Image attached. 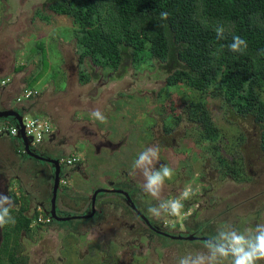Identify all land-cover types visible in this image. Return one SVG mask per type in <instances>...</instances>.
Here are the masks:
<instances>
[{"label": "rangeland", "instance_id": "374dc122", "mask_svg": "<svg viewBox=\"0 0 264 264\" xmlns=\"http://www.w3.org/2000/svg\"><path fill=\"white\" fill-rule=\"evenodd\" d=\"M53 1L0 0V63L3 62V66L10 70L4 77L11 79V84L0 91V97L7 104L11 99L13 104L25 89L35 88L38 93L16 103L27 105L28 117L47 118L50 125L52 122L53 131L67 130L66 138L71 141L72 152L87 162L88 178L70 175L66 179L67 189H79L81 193L79 206L86 207L92 191L107 185L104 181L107 178L115 180L117 185L133 188L134 201L144 200L147 207L157 205L159 201L141 193L143 177L133 169L134 160L143 150L157 146L159 161L156 167L167 165L174 170L173 178L165 180L161 198H181V193L188 187L193 194L186 200L181 198L184 205L181 216H150L153 221L161 220L163 226H169L173 233L188 231L191 226V229L196 228L209 237L216 236L217 241L222 239L221 233L227 234L231 230L239 234L257 224H264V148L260 126L253 117L238 114L224 101L221 93H215V88L199 91L182 81L166 83L172 69L165 60L133 62L124 58L115 68L91 67L86 63L87 58H78L81 49L77 46L71 18L49 9ZM48 78L56 87L46 103ZM193 101H201L207 110L210 125L214 128L210 138L204 137L205 133L204 136L199 134L198 130L202 128L187 113ZM40 109L43 113H38ZM96 109L106 117L105 123L91 116ZM83 122L94 124V128L90 125L92 129L83 128ZM105 141L108 146L104 145ZM234 159L243 165L236 175L227 171L228 163L232 164ZM33 175L34 172L31 177H23L31 196L34 189L29 183L39 178L37 173L35 178ZM21 182L0 184V195L10 194L19 200L12 203V198H9L10 208L14 210L22 202L18 196L24 190ZM39 196L42 199L43 194ZM107 196L100 192L95 202L96 206L100 203L99 217L102 220L79 222L80 228L89 230V233L84 234V238L71 234L70 248H67V243L64 245L67 240L59 236L52 225L36 220L38 213H35V207L38 204L36 198L29 196L25 214L32 216L35 213L30 230L22 229L14 236L11 224L0 227L1 263L11 264L12 257L14 264H68L65 261L71 257V264H86L77 258L86 252V240L98 242L95 245L101 243L106 249L107 243L100 242L104 229L99 224L104 220L108 221L110 230V222L118 220L121 225L117 236L119 241L139 236L143 232V224L133 220L132 213L120 198L111 197L110 203L105 202ZM96 212L98 215L99 210ZM190 212L194 215H189ZM136 222H139L138 226ZM133 227L134 235L131 233ZM145 242L143 245H147ZM169 242L157 236L151 243L152 248L157 245L161 249L160 255L153 249L145 254V246L142 247L148 258L147 264H177L180 257L191 253L194 259L199 251L206 257L212 255V251L202 247L199 241ZM106 252L101 253L102 256L93 254L90 259L94 262L90 264H107L111 257ZM121 254L118 253L119 256ZM123 258L128 263L129 259ZM143 259L132 264H146ZM205 264H208L207 260ZM259 264H264V261Z\"/></svg>", "mask_w": 264, "mask_h": 264}, {"label": "trees", "instance_id": "16d2710c", "mask_svg": "<svg viewBox=\"0 0 264 264\" xmlns=\"http://www.w3.org/2000/svg\"><path fill=\"white\" fill-rule=\"evenodd\" d=\"M49 9L71 18L79 60L111 68L124 58L165 60L172 69L166 83L182 81L199 91L215 88L238 114L253 117L264 148V0H54ZM161 12L168 13L166 20ZM220 26L224 35L218 39ZM237 35L247 41L242 53L228 49ZM189 106L188 115L202 128L199 134L213 136L204 104ZM242 167L234 159L227 171L236 175ZM25 196L17 210L10 208L14 236L28 232L32 223Z\"/></svg>", "mask_w": 264, "mask_h": 264}, {"label": "flooded vegetation", "instance_id": "af4514ba", "mask_svg": "<svg viewBox=\"0 0 264 264\" xmlns=\"http://www.w3.org/2000/svg\"><path fill=\"white\" fill-rule=\"evenodd\" d=\"M3 89L5 88L4 87L0 88V91H2ZM0 99L3 100L2 96L0 97ZM2 102L3 101L0 102L1 106H2L1 104ZM4 118L10 119L11 116ZM81 125L83 126V128H88V130L89 128L92 129L90 126H93L94 128V124H88L87 122H83V124ZM51 126H52V122H51ZM51 128L53 129V127ZM52 129L50 134L47 136V138L44 139L39 144L41 149L35 152L37 154L36 165L39 167H37L33 171L34 172L33 178H35L36 173L39 175V178L36 181L35 179L34 180L32 179L30 181L29 184L34 190L31 191L33 196H31L30 194L28 195L30 197L36 198L35 202L38 204V206L41 207L42 213L48 216L49 218V221L47 222L48 225L49 226L52 225L53 229H55V231L59 236L65 237L67 242H64V245L67 243V248H70V246L72 245V241L70 238L71 234L75 235L76 233L80 238L82 237L84 238V234L86 235L87 233H89V230L87 229L82 230L80 228V225L83 221L90 223L91 221L93 222L94 220L97 221H99L100 219L102 220V218L99 217L101 214V208L99 206L100 203H98L97 206L94 205V211H93L91 199L93 192L97 188L92 191L91 196L88 198V201L85 203L87 204L86 207L79 206L81 202V200L79 201V199H81L82 197L81 193L79 192V189L78 191H76L75 189L74 190L67 189L66 187L67 176L69 177L70 175H78L82 179L89 177L86 174L87 162H85V160H83L82 158L78 157V160H76L75 162L68 163L66 160L70 155H75V156L78 155L76 153H73L71 150L72 147L71 141L68 138H66L67 130H62L61 132V130L58 131L57 129H54L53 131ZM104 145L108 146L109 143L105 141ZM54 160H57L58 163L53 162ZM56 164H58L57 166L59 168V186L57 188L56 197L53 205L51 201L52 189H53L52 179L55 174ZM60 180H64V182L60 183ZM104 181L106 182L107 185H101L98 186V188L105 189V191H101L102 194L108 195L107 199H105L106 200L105 202L111 203L112 202L110 199L111 197L114 198L115 196H117L115 198L117 199L120 198L121 199L120 202L125 206V208H128L129 211L132 213L133 215L132 217H134L133 220L134 221L138 220L140 223L143 224L144 226L143 232H141L139 236L136 235L135 237L119 241L117 236L119 234L121 225L118 222V220L114 222L109 221L110 222L109 226L111 227V230L108 228V221L104 220L105 222L99 224L104 229L102 241L98 239L97 241H100L103 244H105L106 242L107 243L105 244L107 245L105 247L106 249L102 247L101 243H99L101 245L100 246V245H95L98 243L96 241L90 243V240H86L87 242L86 252L80 255V257L79 256L77 257L79 258L80 261H85L86 264H90L94 262L93 259H90L91 256H94L96 254L102 256L103 254L101 253L107 251L106 255L109 254L111 257V260L108 261L107 264H132L133 261L140 260L142 257L144 258L143 259L144 262L147 264L148 258L146 255H144L143 252L144 246H145L144 249H146L145 254H148L150 249H153V251H155V253L158 255H160L161 253L160 252L161 249L158 248L157 245L154 246V248H152L151 245V243H154L156 241L157 236L165 239L167 242L182 241V243L185 242L189 243L190 241L203 242L205 240L212 238L207 236V234L205 235L204 232L202 233L198 231V229L196 228L191 229V226H189L190 228H188L189 229L188 231H183V232L181 231L178 233H173L172 231L170 232L168 228L169 226L168 227L165 226L168 229L167 230L161 223V220H159L158 222L152 220V218L150 217L151 214L149 215L147 211L149 207L146 206L147 203L144 202V200L141 202L134 201L133 188L131 189L128 185L125 184L117 185V183H115V180L109 178L105 179ZM21 183L23 186L22 189H24L23 191L29 192L27 185H24L23 181ZM73 192L75 194H71ZM40 193L43 194L42 199L39 198ZM141 193H143V191H141ZM99 194L100 192H98L95 195L94 203L96 202L97 196ZM142 198H144L143 195ZM52 208L54 209V213L56 217L51 215ZM97 209L99 210L98 215L96 214ZM192 212H190L189 215H194L192 214ZM139 222L138 223L136 222V226L139 225ZM132 225L133 222L131 223V226ZM134 229L135 227L131 229L132 235H134V233L132 232ZM81 231L83 232L85 231L82 234V236L79 235ZM144 241H146L145 243L147 245H143ZM211 243L213 245H219V241H217L216 239L212 240ZM77 246L80 247V244ZM119 252L122 253L121 256L118 255ZM123 256L129 259L128 263L124 261ZM103 261H105V254L103 256ZM65 262L71 264L73 261L71 257H68ZM103 264L105 263L103 262Z\"/></svg>", "mask_w": 264, "mask_h": 264}, {"label": "clouds", "instance_id": "9594fccd", "mask_svg": "<svg viewBox=\"0 0 264 264\" xmlns=\"http://www.w3.org/2000/svg\"><path fill=\"white\" fill-rule=\"evenodd\" d=\"M160 17L162 20H166L168 13L161 12ZM215 32L218 39L223 38L224 28L222 26L217 27ZM246 48L247 41L238 35L233 36V42L228 45V49L232 52L242 53ZM19 109L20 113L27 111L25 106H21ZM91 116L101 123L106 122V117L99 109L94 110ZM10 119L15 122L12 117ZM38 146L39 144L35 145L34 148ZM158 161L159 148L151 146L143 150L133 162V169L138 170L143 177L140 188L146 195L159 201L157 205L150 206L147 211L154 218H160L164 214L179 217L182 215L184 207L181 198L188 199L193 194L192 190L190 187L185 188L181 193V198L163 200L161 198L162 188L165 180L173 178L174 170L167 165H161L157 168ZM10 207L9 197L0 195V227L15 223V218L10 214ZM245 236L248 238L245 239ZM221 237L219 245L211 243L212 240L217 239L216 236L202 242V247L212 251L211 256L206 257L199 251L193 259L191 253H188L180 257L177 264H205V260L208 264H259L260 261H264V224H257L253 229H246L239 234L230 230L227 234L221 233Z\"/></svg>", "mask_w": 264, "mask_h": 264}, {"label": "crops", "instance_id": "0c3cea01", "mask_svg": "<svg viewBox=\"0 0 264 264\" xmlns=\"http://www.w3.org/2000/svg\"><path fill=\"white\" fill-rule=\"evenodd\" d=\"M5 64V63H4ZM6 65V64H5ZM10 70L8 67L3 66V62L0 63V88L2 87H6L7 85L11 84V79L9 77H4V75L6 73H9ZM9 78V80L4 83L1 84V81ZM48 83L46 85L47 88V100L46 103H48L49 99L52 97L53 92L52 89L56 87V85H52L54 82H51V79L48 78ZM60 81H62L59 78ZM53 81L56 80L53 79ZM35 89V88H32ZM37 90V89H36ZM63 90V89H60ZM3 101L0 105V109H16L18 111H20L19 108H21V106H25L27 107L26 104L23 103V105L19 106L16 103V99L15 102L12 104L11 99L9 100V103L7 104V101H5L4 99L1 100L0 102ZM47 108V106L44 108ZM28 110V107H27ZM38 113H43L42 110H38ZM78 117V114L76 115ZM41 118V117H40ZM46 118V117H45ZM44 119V118H43ZM47 119V118H46ZM78 120V118H77ZM1 126V124H0ZM32 148V147H31ZM35 152L40 150L41 147H35L32 148ZM36 156H29L26 154V152H24V147H23V141L19 136L16 135H11L8 133L7 129H2L0 130V184L4 185V184H9L10 181H14L16 183H20V181H23V177L27 178V176L33 173V171L39 167L36 165ZM7 179V180H6ZM7 191V190H6ZM21 191V190H20ZM24 193V195L28 196L29 200L30 197L28 195V192L22 191ZM1 194V192H0ZM10 195V194H9ZM7 195L12 201V203H14V198L12 197V195ZM19 199H21L22 194H18ZM18 199H16L17 202ZM19 201V200H18ZM21 204V203H20ZM20 206V205H19ZM36 213V211H35ZM35 213L33 214V217L35 216Z\"/></svg>", "mask_w": 264, "mask_h": 264}, {"label": "built area", "instance_id": "2783aa9c", "mask_svg": "<svg viewBox=\"0 0 264 264\" xmlns=\"http://www.w3.org/2000/svg\"><path fill=\"white\" fill-rule=\"evenodd\" d=\"M6 80L8 81L9 78L2 80L1 84H4ZM36 92H37L36 89L27 88L24 90L21 96L16 97V102L20 103L24 99H29ZM21 114H22V123L24 125L25 134L26 136L31 137L30 144L34 146L40 144L44 140L45 136H48L51 132L52 128L50 123L48 122L47 124L44 119H41L39 117H33V116L28 117L26 115L27 113L24 111H22ZM42 120L44 121L43 124L41 123ZM0 124H1L0 130L7 129L9 134L17 135L18 125L16 124V121L14 122L11 119L0 117ZM76 160H78V156L70 155L66 161L68 163H72L75 162ZM63 182L64 180H60V183ZM36 213H38V215L35 218L38 222L47 223L49 221L48 216L42 213L40 206H37Z\"/></svg>", "mask_w": 264, "mask_h": 264}, {"label": "water", "instance_id": "95a60500", "mask_svg": "<svg viewBox=\"0 0 264 264\" xmlns=\"http://www.w3.org/2000/svg\"><path fill=\"white\" fill-rule=\"evenodd\" d=\"M8 116H11L13 120L16 121V124L18 125V132H17V135L16 136H19L22 141H23V147H24V152H26L27 155L29 156H36L37 157V154L35 153V149L33 150L31 148V137H28L26 136L25 134V131H24V125L22 123V114L16 110V109H0V117H8ZM53 162H57V160H54ZM58 163V162H57ZM58 164H56V170H55V174H54V177H53V189H52V198H51V201L54 205V200H55V197H56V192H57V188L59 186V168L57 166ZM101 191H105V189L103 188H97L94 192H93V195H92V206H93V211H94V201H95V195L98 193V192H101ZM92 211V213H93ZM51 215L55 216V213H54V209L52 208L51 210ZM56 217V216H55Z\"/></svg>", "mask_w": 264, "mask_h": 264}]
</instances>
